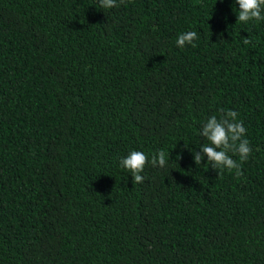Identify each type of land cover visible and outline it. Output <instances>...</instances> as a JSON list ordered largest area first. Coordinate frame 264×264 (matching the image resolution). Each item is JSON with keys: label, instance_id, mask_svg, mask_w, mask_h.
Segmentation results:
<instances>
[{"label": "trees", "instance_id": "1", "mask_svg": "<svg viewBox=\"0 0 264 264\" xmlns=\"http://www.w3.org/2000/svg\"><path fill=\"white\" fill-rule=\"evenodd\" d=\"M116 5L0 0V264H264V20L236 0ZM229 110L239 177L202 148Z\"/></svg>", "mask_w": 264, "mask_h": 264}, {"label": "clouds", "instance_id": "2", "mask_svg": "<svg viewBox=\"0 0 264 264\" xmlns=\"http://www.w3.org/2000/svg\"><path fill=\"white\" fill-rule=\"evenodd\" d=\"M122 2L123 0H121V3ZM236 2L239 5L237 19L240 22L247 23L251 20H264V15H262L264 0H236ZM100 4L103 9L117 6L116 0H100ZM195 39H197V33L195 31H188L182 33L178 37L177 45L183 48L187 43L194 47L195 45L193 44V41ZM244 42L246 44L249 43L247 39ZM237 115L236 111L229 110L219 120L216 116L210 117L203 127V135L211 142V144L210 146H204L202 148L203 152L207 154L208 162H211L214 168L220 170L235 169L236 176L239 177L242 176L243 173L237 162L228 153L232 152L238 154L240 159L244 161L248 159L252 149L249 146V141L246 138L242 139L246 129L243 123L237 120ZM201 161L202 156L199 153H196V164L201 163ZM148 163V156L141 151L135 150L130 152L127 157L120 161V165L132 173V181L135 183L143 182L144 176L141 175V173L144 171V168ZM151 164L153 166L158 165L160 167H165L166 159L164 152H159L158 156L154 155L151 159Z\"/></svg>", "mask_w": 264, "mask_h": 264}]
</instances>
